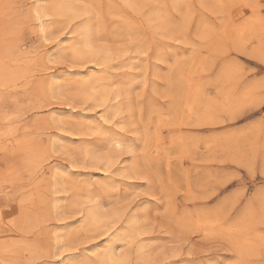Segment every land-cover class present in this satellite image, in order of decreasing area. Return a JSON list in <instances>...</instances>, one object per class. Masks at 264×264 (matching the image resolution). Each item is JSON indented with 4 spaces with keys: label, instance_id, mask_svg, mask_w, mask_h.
I'll return each instance as SVG.
<instances>
[{
    "label": "rangeland",
    "instance_id": "rangeland-1",
    "mask_svg": "<svg viewBox=\"0 0 264 264\" xmlns=\"http://www.w3.org/2000/svg\"><path fill=\"white\" fill-rule=\"evenodd\" d=\"M262 229L264 0H0V264H264Z\"/></svg>",
    "mask_w": 264,
    "mask_h": 264
},
{
    "label": "bare ground",
    "instance_id": "bare-ground-1",
    "mask_svg": "<svg viewBox=\"0 0 264 264\" xmlns=\"http://www.w3.org/2000/svg\"><path fill=\"white\" fill-rule=\"evenodd\" d=\"M41 1V0H39ZM74 1V0H73ZM138 1V0H137ZM221 6L223 7H228L230 8V6H234L236 1L238 0H217ZM78 3V2H77ZM97 3V2H96ZM97 5V4H96ZM120 7V6H119ZM68 10V9H67ZM232 10V8H231ZM35 12L38 16L39 19H41L43 16H45L44 14V10H43V7L41 5H38V7L35 9ZM232 13V12H231ZM230 14V13H229ZM233 14V13H232ZM255 16V15H254ZM232 17V16H231ZM41 27H43L42 31H44V25H42ZM163 30V29H162ZM57 33V32H56ZM165 33V32H164ZM136 36V35H135ZM83 41L80 43V49L82 52H78L79 56L81 54V56L85 55V53L87 52H92L91 50L93 49L92 47V41H91V35L90 34H86V37L82 39ZM129 40V39H128ZM169 41V40H168ZM175 47V46H173ZM157 54V53H156ZM205 59V58H204ZM197 60V59H196ZM202 60V59H201ZM109 61V60H108ZM106 61V62H108ZM199 61V60H198ZM140 64V63H139ZM108 65V64H107ZM106 66V65H105ZM104 68V67H103ZM124 68V66H123ZM63 73V72H62ZM71 73V72H70ZM69 73V74H70ZM68 74V76H69ZM104 74V73H103ZM53 75V74H51ZM50 75V76H51ZM71 75V74H70ZM60 76H62L60 74ZM64 76V74H63ZM108 77V76H107ZM86 78V77H85ZM110 79V78H109ZM20 81V80H19ZM20 84V83H19ZM23 84V83H22ZM58 84V83H57ZM106 84V83H105ZM84 88H86L87 90H89L90 88H92V85H87L85 84L84 85ZM112 95V94H111ZM113 96V95H112ZM120 95L116 96V99L119 97ZM117 101V100H116ZM112 102V101H111ZM115 105V104H113ZM117 106V105H116ZM129 108V107H128ZM61 109V107H60ZM73 110V109H72ZM132 110V109H131ZM130 110V111H131ZM58 113V112H57ZM64 113V111H63ZM158 115V114H157ZM77 116V115H76ZM85 117V116H84ZM98 118V117H97ZM84 119V118H83ZM98 129V128H97ZM146 130V129H145ZM59 132V130L57 131ZM99 133V132H98ZM165 133V132H163ZM146 134V133H145ZM181 138V136H180ZM180 140V139H179ZM182 141V140H181ZM149 142V140H148ZM170 144V143H169ZM116 145L119 147V148H122L123 147V143L118 140L116 141ZM187 146V145H186ZM184 147V146H183ZM184 151V150H183ZM86 154H88V151L85 152ZM11 155V154H10ZM26 156H28V153H26ZM120 164V163H119ZM110 165V164H108ZM123 168V167H122ZM116 172V171H115ZM124 186V185H123ZM66 187V186H65ZM130 188V187H129ZM122 189V188H121ZM116 192V191H115ZM122 192V191H121ZM61 193V192H60ZM110 196V195H109ZM136 196V195H135ZM142 199V198H141ZM146 202V201H144ZM147 203V202H146ZM147 206V205H146ZM133 208V206H132ZM146 210V209H145ZM101 208H100V205L98 202H94V204H91L90 206V209H89V212H88V220H89V223L90 224H99L100 221H102V213H101ZM139 221V217L137 216H132V218L130 219L129 221V229H128V232H132L130 233L131 235H133L134 237L138 238L142 233L143 231L140 229V228H137L136 230L132 229L133 227L136 226V224L138 223ZM222 221V220H221ZM88 224V223H87ZM198 225H200L202 228L204 229H208L209 227L210 228H213L214 230H220L221 229V226L218 225V221L216 220H210L209 222H206V223H203V222H198L197 223ZM107 231V230H106ZM206 231V230H204ZM210 231V230H208ZM221 233L224 234L225 236L226 235H229V233L227 232L226 229H222L221 230ZM234 233V232H233ZM213 234V233H212ZM210 235V234H209ZM132 236V238H133ZM230 236V235H229ZM246 236V235H245ZM57 237L60 239L61 236H58ZM105 239V238H104ZM243 239V238H242ZM131 240V237H129V235H123V234H118L117 236H114V238L111 240L112 242H121L123 245H126V244H129ZM115 242V243H116ZM59 250H62L63 247H64V244H62V242H60V245H59ZM106 247V246H105ZM147 246L144 245V244H140L139 247H138V250L143 252L145 250ZM84 252V251H83ZM76 253H74L75 255ZM205 254V253H204ZM73 255V256H74ZM74 259V258H73ZM127 261V257L125 254H121L118 249L116 247H113L112 243H111V246L108 247L106 249V251L104 252V254L102 256L99 257V260H98V264H127L126 263ZM76 263V262H75ZM61 264H68V263H61Z\"/></svg>",
    "mask_w": 264,
    "mask_h": 264
},
{
    "label": "snow or ice",
    "instance_id": "snow-or-ice-1",
    "mask_svg": "<svg viewBox=\"0 0 264 264\" xmlns=\"http://www.w3.org/2000/svg\"><path fill=\"white\" fill-rule=\"evenodd\" d=\"M54 62H58V61H54ZM262 231H264V229H262Z\"/></svg>",
    "mask_w": 264,
    "mask_h": 264
}]
</instances>
